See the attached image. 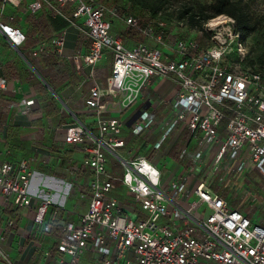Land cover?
<instances>
[{
    "label": "built area",
    "instance_id": "built-area-1",
    "mask_svg": "<svg viewBox=\"0 0 264 264\" xmlns=\"http://www.w3.org/2000/svg\"><path fill=\"white\" fill-rule=\"evenodd\" d=\"M11 1L0 4V32L19 49L25 33L3 19ZM67 6L73 23L90 39L88 52L76 51L72 59L78 69H88L93 85L85 107L98 128L78 119L65 126V142L82 145V169L92 175L76 189L87 209L64 224L58 264H264V71L245 65L249 41L235 19L222 14L204 28L195 27L206 45L193 36L169 45L165 22H159L162 32L153 36L150 27L129 16V24L154 37L130 47L113 31L111 16H118L117 8L97 0L28 2L32 14L46 9L64 15ZM64 44L61 34L52 46L40 42L31 55L62 53ZM108 52L112 69L103 80L96 67ZM157 77L176 85L172 113L159 138L138 153L127 148L121 115ZM6 85L0 73V92ZM156 126L153 113L141 109L128 129L143 136ZM173 140L184 143L178 154L183 171L165 177L154 157L162 151L163 159L164 145ZM121 148L127 153L118 152ZM110 155L117 160L111 167ZM34 174L28 159L0 161L1 199L32 209L37 224L45 222L51 206L56 213H77L51 196L33 193ZM75 186L72 181L69 189ZM1 241L0 259L5 254Z\"/></svg>",
    "mask_w": 264,
    "mask_h": 264
},
{
    "label": "crops",
    "instance_id": "crops-1",
    "mask_svg": "<svg viewBox=\"0 0 264 264\" xmlns=\"http://www.w3.org/2000/svg\"><path fill=\"white\" fill-rule=\"evenodd\" d=\"M29 1H11L3 16L6 22L23 30L27 40L22 46L25 47L27 41L28 46L17 49L0 32V73L7 79L6 87L0 92V161L30 160L35 169L33 193L51 196L56 203L74 208L77 213H56L55 207L51 206L48 210V213L53 212L50 219L47 213L45 222L37 224L32 209L19 207L14 201H4L0 197V237L5 253L0 264H58L57 247L64 224L69 219L77 220L78 213L87 209V203L78 199L76 189L92 175L90 169H82V145L65 142V126L78 119L88 128L95 131L98 128L94 113L85 107V99L93 85L88 69H78L72 59L76 51L88 52L89 37L71 20V6L65 8L64 15L46 9L32 14L28 9ZM2 2L0 0V4ZM10 16H14V20H10ZM76 20L82 22V19ZM61 34L65 38L62 53L32 57L31 51L40 42L52 46L53 39ZM120 36L130 47L141 39L138 34L127 32ZM112 60L108 52L96 67L103 80L111 72ZM175 91L172 80L154 78L139 101L121 115L127 127L123 131L127 148L142 153L159 138L165 119L172 113L170 100ZM27 99H34V104L25 105ZM141 109L150 110L157 120L151 135L135 136L128 129L130 121ZM147 139L150 140L148 146ZM190 146L191 143L188 144L189 155L194 149ZM182 147L183 142L174 141L169 146L164 145L163 159L162 151L154 157L165 177L183 171L178 157ZM118 152L127 153L126 148ZM109 158L111 167L117 160L113 155ZM72 181L76 186L69 189ZM118 189L123 197V187L120 185Z\"/></svg>",
    "mask_w": 264,
    "mask_h": 264
},
{
    "label": "rangeland",
    "instance_id": "rangeland-1",
    "mask_svg": "<svg viewBox=\"0 0 264 264\" xmlns=\"http://www.w3.org/2000/svg\"><path fill=\"white\" fill-rule=\"evenodd\" d=\"M100 2L105 3L110 8H117L119 11L118 16H111L113 17V20L116 24H122L124 25L128 31L132 34H138L140 36V42H147L150 39H153V36H157L162 32V28L159 26V22L163 21L166 23L165 27L167 30H165V34L167 37V44L172 45L174 44L175 40L184 37V36H193L198 37L197 31L194 29L195 26L191 25L189 14H186L184 17H181V13L188 7L191 8V10H194L197 6V3L200 4H206L210 3L212 0H145V2L148 4L149 7L144 6V4L141 5H135L133 4L132 0H97ZM108 1H111L110 3ZM245 3H248L251 7V10L255 15L258 17L263 16L264 17V0H244ZM159 8V11L162 13V15H153L152 10L153 8ZM151 11V12H150ZM138 12V13H137ZM129 16H135L137 17L142 27H150L152 31V35H146L141 31L140 29H137L136 27H133L131 24L127 22V18ZM181 18V19H180ZM197 28V27H196ZM200 37V36H199ZM198 37V38H199ZM200 40V38H199ZM249 41V48L250 44L252 43V36L248 37ZM203 45H206L201 41ZM36 61V60H35ZM197 140L194 139L191 142L190 148L192 146L194 147V144ZM146 145L150 143V140H145ZM161 154V153H160ZM159 154V155H160ZM158 159H156L154 162H157ZM244 183L240 184L239 186L242 187ZM245 197H242L244 199ZM235 203H239L238 201H235ZM264 212V210L262 211ZM90 257L87 256L85 259H89ZM88 263V262H87ZM15 264V263H14Z\"/></svg>",
    "mask_w": 264,
    "mask_h": 264
},
{
    "label": "trees",
    "instance_id": "trees-1",
    "mask_svg": "<svg viewBox=\"0 0 264 264\" xmlns=\"http://www.w3.org/2000/svg\"><path fill=\"white\" fill-rule=\"evenodd\" d=\"M128 1V0H127ZM135 5L148 6L145 0H132ZM109 3L111 1H108ZM194 10L190 7L186 8L182 13L181 17L189 14L191 25L204 28V24L210 19L217 17L219 15L225 14L233 17L235 19L236 27L240 29L246 37L252 36V43L250 44V49L248 50L247 59L245 62L246 66H250L256 70L264 71V17H258L253 13L251 7L244 0H212L210 3L200 4L197 3ZM159 8H153V15H162ZM151 12V11H150ZM138 13V12H137ZM181 19V18H180ZM113 20V31L115 30L117 34L125 35L126 32L130 33L128 29L122 24H116ZM200 40L205 43V38L203 36L199 37ZM27 40V37H26ZM26 43V42H25ZM31 44V43H29ZM25 45V44H24ZM23 45V46H24ZM24 49L28 46V41ZM70 69L68 68L67 71ZM53 214L52 210L49 211V219ZM60 236H62V231Z\"/></svg>",
    "mask_w": 264,
    "mask_h": 264
},
{
    "label": "water",
    "instance_id": "water-1",
    "mask_svg": "<svg viewBox=\"0 0 264 264\" xmlns=\"http://www.w3.org/2000/svg\"><path fill=\"white\" fill-rule=\"evenodd\" d=\"M139 113H140V111L135 115V117L138 116ZM135 117H134V118H135ZM134 118H133V119H134ZM133 119H132V120H133ZM132 120L130 121L129 125L131 124Z\"/></svg>",
    "mask_w": 264,
    "mask_h": 264
}]
</instances>
